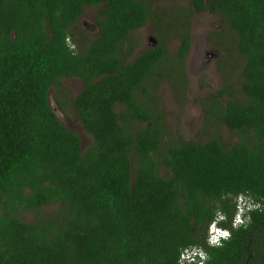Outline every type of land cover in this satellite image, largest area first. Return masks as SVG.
<instances>
[{
	"label": "trees",
	"instance_id": "trees-1",
	"mask_svg": "<svg viewBox=\"0 0 264 264\" xmlns=\"http://www.w3.org/2000/svg\"><path fill=\"white\" fill-rule=\"evenodd\" d=\"M86 6L96 7L91 38L73 31ZM202 10L243 57L238 94L214 90L205 108L235 137L225 144L168 139L149 89L172 62L183 82L188 21ZM148 20L157 42L126 60L129 32ZM65 77L80 79L74 95ZM51 86L67 89L57 101L90 135L84 147L49 105ZM238 194L258 207L222 247L208 245V222L220 212L230 227ZM48 204L46 218L19 217ZM186 246L204 250L202 264H264V0H0V264H177Z\"/></svg>",
	"mask_w": 264,
	"mask_h": 264
},
{
	"label": "rangeland",
	"instance_id": "rangeland-1",
	"mask_svg": "<svg viewBox=\"0 0 264 264\" xmlns=\"http://www.w3.org/2000/svg\"><path fill=\"white\" fill-rule=\"evenodd\" d=\"M189 0H153V4L166 8L169 4L185 7ZM96 16L95 6L83 8L79 20L76 22V31L86 34L87 25L94 24ZM84 22V24H83ZM219 16L205 10L193 12L188 21L189 46L184 56L182 70L184 72L183 82H173L174 71L169 69L162 76H158L153 82V101L155 108L160 110L163 122L167 129V138L175 141L192 139L204 141L209 135H217L222 143L234 140L229 130L221 122H208V113L205 108L210 106L211 95L214 90L229 89L234 95L238 94L239 70L243 63V57L233 48V35L231 33H219ZM154 24L148 20L140 27L131 30L128 34L130 39L131 53L126 54L125 59H130L139 51L151 46L149 37L154 38L153 44L157 42ZM219 33V36L216 34ZM218 38V39H217ZM217 39V40H216ZM80 43V42H79ZM179 45V39L172 36L166 42V58L164 62L171 61ZM209 53V55L206 54ZM168 58V59H167ZM163 70L166 67H161ZM60 85L67 87L74 95L81 87V81L77 77L60 78ZM152 83V80H151ZM58 87L51 86L48 89V103L55 112L56 117L69 130L74 132L81 147L90 141V135L83 130L77 114L69 103L61 105L57 97L66 98L67 89L58 91ZM231 97L223 94L216 97L217 103ZM143 125V122L133 121V128ZM54 204L41 207L39 216L28 210L21 211L19 217L28 222L35 218H46L54 209ZM42 213V214H41Z\"/></svg>",
	"mask_w": 264,
	"mask_h": 264
},
{
	"label": "built area",
	"instance_id": "built-area-1",
	"mask_svg": "<svg viewBox=\"0 0 264 264\" xmlns=\"http://www.w3.org/2000/svg\"><path fill=\"white\" fill-rule=\"evenodd\" d=\"M258 203L252 201L248 196H245L243 194H238L235 196V204H234V210L232 213L231 221H230V227L221 226L216 223V219H212L208 222L206 227V242L208 243L209 237L211 235V227L213 223H215V227L219 229H227L230 231V228L233 227V222L237 219L242 220L244 224L248 220V214L247 211L251 208L258 207ZM204 252V250L198 246H186L183 247L179 255L177 257V264H202L204 262L201 261V255L200 253Z\"/></svg>",
	"mask_w": 264,
	"mask_h": 264
},
{
	"label": "clouds",
	"instance_id": "clouds-1",
	"mask_svg": "<svg viewBox=\"0 0 264 264\" xmlns=\"http://www.w3.org/2000/svg\"><path fill=\"white\" fill-rule=\"evenodd\" d=\"M73 47L75 46L73 45ZM212 219H216L217 220L216 223H217L220 219H222V214L220 212H216ZM242 223H243L242 220L237 219L236 221L233 222V227L238 228ZM230 239H231L230 231H228L227 229L216 228L215 223H213L211 227V235L208 240L210 246L222 247L223 246L222 241H227ZM200 255H201V261L208 259L206 253L201 252Z\"/></svg>",
	"mask_w": 264,
	"mask_h": 264
},
{
	"label": "flooded vegetation",
	"instance_id": "flooded-vegetation-1",
	"mask_svg": "<svg viewBox=\"0 0 264 264\" xmlns=\"http://www.w3.org/2000/svg\"><path fill=\"white\" fill-rule=\"evenodd\" d=\"M103 5H104L103 3H99V4L97 5V7H98V8H101ZM81 13H82V12H81ZM81 13H80V15H81ZM80 15L78 16L76 22L79 20ZM96 17H97V16H95L94 24H91V25L89 24V25H87V29L85 30V31H86V34L88 35V36H87L88 38H91V37L97 35V33H98V27H97V24H96ZM83 24H84V22H83ZM73 31L76 32V28H75V27L73 28ZM73 35H74L73 37H74L75 41L77 42V44H79L81 38H79V37L77 36V34H73ZM149 39H150V37H149ZM65 41H66L67 44H69V46H70L71 48H75V47H73V45L75 46V44L69 39L68 36H66ZM153 45H154V44H153ZM151 46H152V45H151ZM149 47H150V46H149ZM206 54L209 55L208 52H206ZM66 78H71V77H66ZM79 80H80V79H79Z\"/></svg>",
	"mask_w": 264,
	"mask_h": 264
},
{
	"label": "water",
	"instance_id": "water-1",
	"mask_svg": "<svg viewBox=\"0 0 264 264\" xmlns=\"http://www.w3.org/2000/svg\"><path fill=\"white\" fill-rule=\"evenodd\" d=\"M150 41L154 42V38L152 36H150ZM153 42H150V44L153 45Z\"/></svg>",
	"mask_w": 264,
	"mask_h": 264
}]
</instances>
